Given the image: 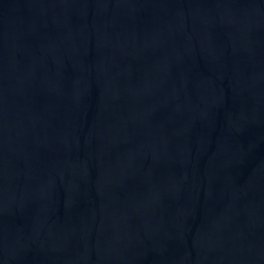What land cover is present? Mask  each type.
Segmentation results:
<instances>
[{
  "label": "water",
  "instance_id": "95a60500",
  "mask_svg": "<svg viewBox=\"0 0 264 264\" xmlns=\"http://www.w3.org/2000/svg\"><path fill=\"white\" fill-rule=\"evenodd\" d=\"M0 264H264V0H0Z\"/></svg>",
  "mask_w": 264,
  "mask_h": 264
}]
</instances>
